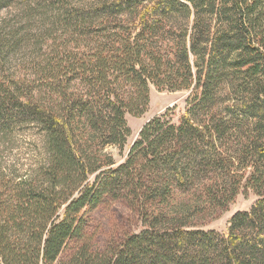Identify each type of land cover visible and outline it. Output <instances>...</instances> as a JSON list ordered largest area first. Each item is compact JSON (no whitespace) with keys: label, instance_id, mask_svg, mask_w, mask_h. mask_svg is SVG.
I'll return each mask as SVG.
<instances>
[{"label":"trees","instance_id":"1","mask_svg":"<svg viewBox=\"0 0 264 264\" xmlns=\"http://www.w3.org/2000/svg\"><path fill=\"white\" fill-rule=\"evenodd\" d=\"M19 1L57 28L29 77L5 68L18 34L0 21V264H65L108 199L143 229L66 264H264V0ZM152 87L187 106L125 156ZM242 190L251 210L201 228Z\"/></svg>","mask_w":264,"mask_h":264},{"label":"rangeland","instance_id":"2","mask_svg":"<svg viewBox=\"0 0 264 264\" xmlns=\"http://www.w3.org/2000/svg\"><path fill=\"white\" fill-rule=\"evenodd\" d=\"M8 4L9 6L1 11L0 21H2L1 19L5 20V25H3L5 33L15 31L18 34L14 38V40H17L18 45L6 61L5 68L10 74L31 77L32 64L41 62L43 54L47 53L51 44V40L47 38L51 37L52 33L49 32L57 27L53 26L52 19H44L40 16H36L35 19L30 21L26 19V15L23 13L24 5L19 0H9ZM61 33L62 31L56 30L57 35H61ZM43 43L45 44L41 48ZM190 93V91H159L152 87L151 99L146 112L138 117L127 116L132 135L128 140L125 156L137 140L143 126L152 118L171 109L173 120L177 122L187 106ZM113 152L121 160L119 151L113 149ZM258 199L259 197L253 191L242 190L228 208L207 217L201 228L215 230L220 233L225 232L229 219L238 212L251 210ZM142 229L143 225L139 214L127 201L108 199L96 210L89 213V226L84 240L79 244L76 242L70 243L64 250L61 261L65 264L68 263L78 249L83 246H87L89 251L93 253L105 254L111 252L118 248L128 235L139 233Z\"/></svg>","mask_w":264,"mask_h":264}]
</instances>
